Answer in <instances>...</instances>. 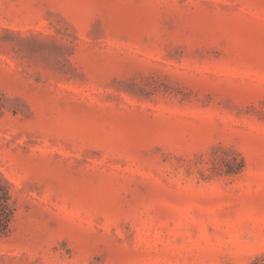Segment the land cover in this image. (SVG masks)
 Segmentation results:
<instances>
[{"label":"rangeland","instance_id":"obj_1","mask_svg":"<svg viewBox=\"0 0 264 264\" xmlns=\"http://www.w3.org/2000/svg\"><path fill=\"white\" fill-rule=\"evenodd\" d=\"M0 264L264 257V0H0Z\"/></svg>","mask_w":264,"mask_h":264},{"label":"trees","instance_id":"obj_2","mask_svg":"<svg viewBox=\"0 0 264 264\" xmlns=\"http://www.w3.org/2000/svg\"><path fill=\"white\" fill-rule=\"evenodd\" d=\"M5 99L0 92V119L5 114ZM13 185L0 168V235L10 233L16 220L18 205L13 197ZM251 264H264V257L255 259Z\"/></svg>","mask_w":264,"mask_h":264}]
</instances>
